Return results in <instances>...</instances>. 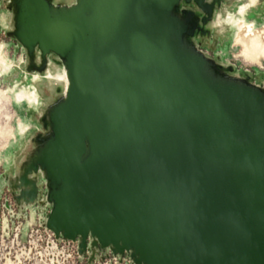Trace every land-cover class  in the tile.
I'll return each mask as SVG.
<instances>
[{
  "label": "water",
  "instance_id": "1",
  "mask_svg": "<svg viewBox=\"0 0 264 264\" xmlns=\"http://www.w3.org/2000/svg\"><path fill=\"white\" fill-rule=\"evenodd\" d=\"M208 2L13 0V37L70 80L37 160L56 238L135 264H264V93L186 44L196 15L176 12Z\"/></svg>",
  "mask_w": 264,
  "mask_h": 264
},
{
  "label": "rangeland",
  "instance_id": "2",
  "mask_svg": "<svg viewBox=\"0 0 264 264\" xmlns=\"http://www.w3.org/2000/svg\"><path fill=\"white\" fill-rule=\"evenodd\" d=\"M48 1L60 10L78 3ZM208 4L215 7L212 14L204 13L195 3H183L178 10L180 15H196L191 46L207 57L224 78L264 90V61L255 65L245 58L237 43L239 30L215 27L223 19L229 20V11L233 16L239 14L236 20L233 18L237 27L263 31L264 0L247 18L240 16L238 0H209ZM16 17L13 0H0V264H135L130 254L93 249L90 238L88 248L82 252L79 241L58 239L46 228L52 210L47 201L51 184L38 168L36 154L41 153L51 135L49 111L66 93L65 81H52L54 85L50 86L49 78L63 75L66 69L65 62L56 55L43 60L38 51L29 53L17 42L13 37ZM36 92L41 96L37 104L24 99L25 93ZM35 189L39 192L36 200L18 199L20 192Z\"/></svg>",
  "mask_w": 264,
  "mask_h": 264
},
{
  "label": "bare ground",
  "instance_id": "3",
  "mask_svg": "<svg viewBox=\"0 0 264 264\" xmlns=\"http://www.w3.org/2000/svg\"><path fill=\"white\" fill-rule=\"evenodd\" d=\"M62 1H66V0H57V2H62ZM67 1L69 4L74 2V0H67ZM238 1L241 4V6H239V9H241L240 16L247 18L250 15V13L252 12V10H254V8H258L260 6V4H258V3L262 4L263 0H261V1L258 0V2H257V0H238ZM176 13L179 16L178 11ZM227 13H229L228 14L229 20L223 19L221 22L215 24V27L216 28H222L223 31L224 30L227 31V29H224L226 27L230 28L231 30H233V29L239 30L240 33L238 35L237 43H238V46H240L244 50L245 58L252 64L261 65L262 62L264 61V29L261 32L255 33V32H253V27H250L248 29H244V27L242 25H239L237 27L236 25H234L233 18L236 20L238 18L239 14H236L233 16V15H231V12L227 11ZM180 18L185 19V17H182V16ZM185 42L192 50H194L190 44V38L187 37ZM212 64L213 63L210 61V68H211L212 74H217L218 76L223 77L222 75L218 74L217 71L214 70ZM50 68H52V65L50 66ZM39 80L40 79H38V81H36L35 84H38ZM57 80L58 81H65V84L67 87H66V93H65L64 98H66L67 92L69 89V84H70V80H69L67 70H65L63 75L59 74L56 76H51L49 78L50 86L54 85V83H52V81H57ZM263 93H264V90H263ZM40 98H41V96L39 94H37V92H36L35 94H31V95H27L25 93L24 99H26L28 101L33 100V103L37 104L38 99H40ZM47 123H49V118H48ZM40 155H41V153L36 154L37 159L40 157ZM42 172H44V171L42 170ZM44 174H46L48 176V174L46 172H44Z\"/></svg>",
  "mask_w": 264,
  "mask_h": 264
}]
</instances>
